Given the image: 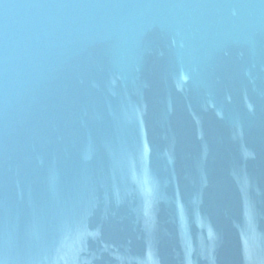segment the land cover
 Returning <instances> with one entry per match:
<instances>
[{"label": "water", "instance_id": "95a60500", "mask_svg": "<svg viewBox=\"0 0 264 264\" xmlns=\"http://www.w3.org/2000/svg\"><path fill=\"white\" fill-rule=\"evenodd\" d=\"M0 264H264V0H0Z\"/></svg>", "mask_w": 264, "mask_h": 264}]
</instances>
